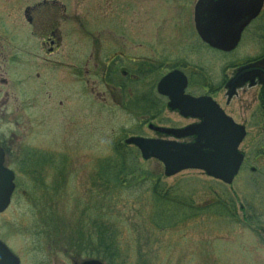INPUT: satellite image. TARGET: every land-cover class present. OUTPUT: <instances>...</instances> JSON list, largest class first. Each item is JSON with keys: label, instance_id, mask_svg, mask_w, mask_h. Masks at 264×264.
Here are the masks:
<instances>
[{"label": "rangeland", "instance_id": "obj_1", "mask_svg": "<svg viewBox=\"0 0 264 264\" xmlns=\"http://www.w3.org/2000/svg\"><path fill=\"white\" fill-rule=\"evenodd\" d=\"M58 1L62 9L66 8V11L59 10L60 25L73 24L68 31L72 37L65 35L58 55L64 58L85 55L90 58V107L95 119L91 116L90 137L81 139L76 133L74 136L68 134L70 128H66L67 124H64L63 134L54 136L51 134L52 126L45 127L46 136L38 138L40 142L26 138L27 141H22L24 127L14 126L10 131L6 129L3 132L8 139L14 140L6 144V165L16 173L17 190L10 208L0 215V239L21 258L22 264H73L74 258L81 261L88 257H100L106 264H264V141L260 140L264 135L263 124L248 127V137L240 148L248 159L231 185L209 177L201 170H185L166 177L161 162L155 159L145 161L139 155V168L145 172L141 178L144 179L131 188L106 194V224L117 246L113 249L114 255L109 251L106 254L108 258H102L105 249L99 247L98 241L93 245L94 254L93 247L89 252L85 250L87 246L80 247L82 242L87 241V230H93V223L97 238L100 233L97 224H101L103 233L99 210L96 211V222L90 220L91 223H84L87 218L85 213H88L85 202L98 206L101 199L98 195L100 190L90 187L86 168L94 166L99 157L105 159L111 156L119 140L135 135L154 137L147 127L136 125L131 116L115 108L113 103L116 100L110 94L111 88L104 84L107 80L98 77H103L101 57L123 54L128 57L162 58L155 54L174 57L181 53L193 56L189 48L198 40L194 22L198 0ZM67 27L68 24L64 28ZM256 28L264 30V14L252 32L257 33ZM249 33L244 35L245 40L251 37ZM245 40L240 51L246 46ZM193 59L197 63V59ZM97 63L98 70H95ZM159 74L140 79L136 86L139 89L149 87L154 77L159 79ZM113 80L120 83L119 74L113 76ZM103 92L107 93L104 121L98 116V106L102 102L99 94L103 95ZM118 96L122 97V94ZM221 104L237 119L251 118L252 110H258L257 117L264 118V112L259 116L262 112L258 105L243 111L239 110L241 104L236 101L230 107L226 105V100ZM261 108L264 111L263 105ZM71 110H78L76 103ZM173 118L178 119L176 116ZM53 128L56 134L58 129L54 125ZM39 133L43 134L42 129ZM56 144L57 147L54 146ZM28 148L39 152L33 163L41 167L51 169V159L47 156H51L53 151L57 150L60 156L67 157L58 159V167L66 166L73 174L68 177L66 190L60 192V201L54 207L59 216L57 220L54 216L48 219L41 216L53 215L51 204L55 202L43 198L33 176L22 171L24 150ZM43 159H47L49 164H41ZM52 176L47 179L50 184L55 182ZM159 177L160 188L165 192H176L181 202L186 200L194 206L193 212L178 211V219L173 218L172 227L168 229L158 228L153 223L156 194L152 183ZM101 192L103 196V190ZM109 193L111 197H108ZM220 198L232 207L239 221L202 211L201 208L212 205ZM80 202L83 204H78Z\"/></svg>", "mask_w": 264, "mask_h": 264}, {"label": "flooded vegetation", "instance_id": "obj_2", "mask_svg": "<svg viewBox=\"0 0 264 264\" xmlns=\"http://www.w3.org/2000/svg\"><path fill=\"white\" fill-rule=\"evenodd\" d=\"M62 7L58 0H0V145L5 157L8 154L7 142L14 140L8 139L7 134L5 136L3 132L6 129L10 131L14 126L25 128L22 141H27L24 138L35 141V139L38 140V138L46 136L43 129L47 126H52V136L61 135L64 131V124H67L66 128H70L68 134L74 136L76 133L80 139L84 136L90 137V120L93 115L90 107L91 62L90 58H86L85 55L81 58H74V55H70V58H64L58 55L61 42L65 35L71 36L68 31L73 27V24L70 23H67V28H64L67 24L60 25L59 10L66 11V8L64 10ZM263 14L264 5L260 14L245 27L238 46L232 51L218 50L204 42L197 34L198 40H195L189 48L194 53L193 56L189 57L184 53L176 54L174 57L155 54L156 56L161 55L162 58L128 57L123 54L104 55L100 60L103 64V77H98L107 80L104 84L111 88L110 94L113 95V100H116L113 103L115 108L131 116L136 125L145 126L154 133V137L137 136L174 139L172 135L162 133L156 128L186 129L187 127L203 125L208 121L207 117H211L214 113L213 104L216 105L226 116L231 117L237 124L246 129L247 135L239 147V151L244 155L242 170L248 158L240 148L248 137V127L264 125V118H258V110H252L251 118L237 119L232 112L226 110L221 101L226 100L228 107L232 102H239L241 104L239 110L243 111L256 105L261 107L263 105L264 107V30L256 28L257 33L252 32L254 25L261 20ZM81 26L83 28V24ZM249 32H251V37L245 40L244 35ZM244 40L247 42L246 46L240 51L241 43ZM229 56L231 58H228ZM190 58H196L197 63ZM122 60L127 61L123 62ZM98 66L99 63L95 64V70H98ZM242 70L248 71L237 79ZM172 73L175 75L167 87L160 90L161 81ZM118 74L120 83L113 80V76L116 77ZM158 74L159 79L156 80L154 77L149 87L144 88L143 86L142 89H139L136 86L140 79ZM235 79H237L236 84L232 85ZM185 83L186 87L182 93ZM113 85L115 88H112ZM121 94L122 97H117ZM170 94H173L174 99L178 103L181 102L183 106L189 101L185 100V97L204 99V103L199 106L200 110L198 111L203 117H194L191 112L196 111L187 109L185 106L183 110L173 109ZM106 96V92H103V95L99 94L102 102L98 106V116L102 118V121L105 119L107 107ZM75 103L78 110L72 112L71 108ZM261 107L259 110L262 114L259 116H262L264 112ZM174 116L178 119L173 118ZM92 117L95 119L94 116ZM53 125L55 129H58L56 134L53 132ZM41 129L43 134L39 133ZM32 132H36V134ZM102 132L104 133V130ZM261 136L260 140L264 141V135ZM13 137L16 138L17 136L13 135ZM198 138L197 135L184 133L176 140L182 143H195ZM40 141L38 140V142ZM57 145L54 146L57 147ZM33 151L29 148L24 150L22 171L24 174L33 176V180L37 182L42 191V197L50 202H55L51 206H56L61 198L60 192L66 190L67 179L73 174L68 172L66 166L58 167V159H66L67 157L60 156L57 150L53 151L51 156H47L51 159L52 166L50 169L33 163L39 153ZM102 160L103 158L99 157L97 162H94V166H88L86 175L91 181L90 187L100 190L98 193L101 198L98 204L99 221L104 222L101 211L104 203V192L102 196L101 190L105 188L106 169ZM41 164H49V162L47 159H43ZM49 174L53 175L55 181L51 184L47 180L51 179ZM95 204L85 202L87 207H96ZM81 215L82 212H80V217ZM41 216L45 219L53 217V215ZM54 217L57 220L59 216L54 215ZM87 220L90 223V220L96 222V212L89 213ZM92 225L93 230H87L86 242H89L90 247L85 248L86 252H89L97 241L95 223ZM82 244L80 247H84ZM94 252L95 247L92 248V253L94 254ZM93 258L88 257L81 261L74 258L72 263L81 264L84 261L93 260ZM96 260L102 261L100 257Z\"/></svg>", "mask_w": 264, "mask_h": 264}, {"label": "water", "instance_id": "obj_3", "mask_svg": "<svg viewBox=\"0 0 264 264\" xmlns=\"http://www.w3.org/2000/svg\"><path fill=\"white\" fill-rule=\"evenodd\" d=\"M263 5L264 0H199L195 6L196 31L210 46L226 52L232 51L238 46L245 27L260 14ZM247 71L242 70L237 79ZM174 75L172 73L166 76L161 81L159 89L167 87ZM237 79L232 85L236 84ZM185 87L186 83L183 85L182 93ZM170 95L173 109L183 110L185 106L196 111L191 112L194 117L202 116L198 111L204 99L185 97L184 99L189 101L183 106L174 99L173 94ZM213 106L214 113L207 117L208 121L203 125L186 129L156 128L176 138H180L184 133L197 135L199 138L195 143L139 136L128 138L126 143L137 147L144 160L160 161L164 165L166 177H173L185 170H201L207 176L231 185L244 161L239 146L246 137V129L226 116L219 107L214 104ZM5 160V153L0 145V214L9 208L16 189V175L5 165ZM20 263L18 256L0 240V264ZM81 264L105 263L93 259Z\"/></svg>", "mask_w": 264, "mask_h": 264}, {"label": "trees", "instance_id": "obj_4", "mask_svg": "<svg viewBox=\"0 0 264 264\" xmlns=\"http://www.w3.org/2000/svg\"><path fill=\"white\" fill-rule=\"evenodd\" d=\"M134 148L126 145L123 143V141L119 140L115 143L113 147L112 155L109 157H106L103 159V165L106 169V178H105V188L103 190L104 192V203L101 207V211L103 212V233L101 231L102 227L101 224H97V229H100L99 238H97V241L100 243L99 247H103L105 249L103 253L104 259H107L106 256L109 251H111L114 255V248H116L115 240L112 235H109L108 230L109 227H107L106 224V194L108 192L113 193L115 190H122L126 188H131L136 184H139L143 179L142 176L145 175V172L141 171L139 168L138 163V151L134 154ZM160 177L158 181H153V192H155L156 196L154 197V214L155 220L154 224L158 226V228H166L172 227V223L174 222V219H178V211L183 212L185 211H191L193 212L194 206H191V203L189 204L186 200L184 202L180 201V198H178L176 192H165L163 188H160ZM108 195V197H111L112 194ZM223 199H218L212 203V205L208 207L201 208L202 211H209L212 214H218L219 216H228L236 221H239L236 217V214L234 213L232 207H230L226 201ZM55 206H51L52 214H57V209L54 208ZM200 209V208H199ZM99 210V206L93 207L90 206L86 209L88 213H85L86 215H89V213H94ZM177 210V211H175ZM198 210V209H197ZM90 211V212H89ZM84 223H89L87 218ZM109 224V223H108ZM111 226V225H110ZM96 227V225H95ZM97 237V235H96ZM87 240V237L85 238ZM92 242H94V239H92ZM82 246H89V242L84 241ZM116 246V247H115ZM114 249V250H113ZM108 255V254H107Z\"/></svg>", "mask_w": 264, "mask_h": 264}]
</instances>
